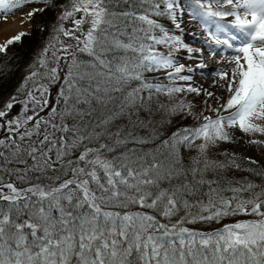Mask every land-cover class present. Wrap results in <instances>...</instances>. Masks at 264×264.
Returning a JSON list of instances; mask_svg holds the SVG:
<instances>
[{
  "label": "snow or ice",
  "instance_id": "6c2138e0",
  "mask_svg": "<svg viewBox=\"0 0 264 264\" xmlns=\"http://www.w3.org/2000/svg\"><path fill=\"white\" fill-rule=\"evenodd\" d=\"M28 5H42L26 13L29 21L61 11L22 85L0 95V170L10 178L0 176V264H264V185L205 179L226 166L264 177L221 147L239 140L264 147V0H0V19ZM185 15L225 65L210 73L218 77L213 86L224 89L223 102L204 115L179 100L166 109L169 117L204 122L174 131L162 141L166 153L137 152L128 145L149 141L135 134L145 122L133 115L153 93L201 95L190 83L175 85L192 77L181 75L186 66L174 54H203L184 42ZM25 35L0 45V53ZM159 71L173 86L145 78ZM125 117L131 127L119 126ZM118 147L125 149L119 156L106 155ZM181 149L196 152L187 167ZM212 149L227 165L208 159ZM205 186V198L195 199ZM236 216L256 219L214 231L197 227Z\"/></svg>",
  "mask_w": 264,
  "mask_h": 264
},
{
  "label": "trees",
  "instance_id": "16d2710c",
  "mask_svg": "<svg viewBox=\"0 0 264 264\" xmlns=\"http://www.w3.org/2000/svg\"><path fill=\"white\" fill-rule=\"evenodd\" d=\"M61 3H64L65 0H60ZM58 9V8H57ZM45 12L43 14H37L38 23L34 26L30 32H26L22 40L18 43L10 45L5 53H0V95H7L15 92L17 88H19L25 77L29 74L30 68L34 65L35 61L39 58V53L42 48L45 47L48 41L52 37V23L54 17L59 15V12ZM162 22L167 23V21ZM45 24V30L43 32L40 31V26ZM67 27H71L70 22L66 25ZM74 43V42H73ZM158 51L166 53L168 49H165L161 46H157ZM81 59L87 60L88 57L81 56ZM39 71V69H36ZM64 71H67L65 68ZM160 72H150L145 73V78L153 83H159L162 86H173L172 82L167 78V74ZM135 83V82H133ZM176 86H182L181 81H175ZM118 95V94H117ZM193 93L183 92L179 94H175L174 97L170 98L166 94L163 93H153L151 103L148 104L145 108L140 109L137 114L133 115V121H144L145 127L143 128H135V134L139 137H144L148 139V143L137 145V144H129L128 147L135 148L137 152H156L157 149L160 150V153L163 154L167 152L166 146L162 145V141L167 139L174 131L182 127H194L197 124L203 123V119H194L189 116L184 119H180L178 117H169L166 111L167 108L173 106L179 100H183L185 103L191 102L193 104V112H203L201 109V103L197 102V97L193 96ZM204 114V113H203ZM169 119H171V123H169ZM118 124L122 128L131 127L129 125L127 117L123 118L121 121H118ZM158 130L160 135L155 137L152 135L154 131ZM2 135V134H0ZM103 142V141H102ZM111 143V141H108ZM199 143V141H197ZM125 149L123 147H118L114 153H106L107 156H119L122 151ZM196 155L195 150L181 149V156L184 161L185 166H189L191 164V158ZM208 159L210 161H215L219 163H224L227 165L228 161L225 155L222 152H219L217 149H212L208 153ZM238 163H241L244 167H252L254 169L264 171V168H261L258 165H249L247 160L236 158ZM23 167L22 165H8V168L12 167ZM0 176L4 177L5 181H8L10 178L6 174V171L0 170ZM14 179V177H13ZM205 179H217L219 180L221 185H227L231 182L234 186L236 181L246 180L251 181L256 185H264V177L257 176L252 172L237 170L235 168L225 167L222 171H209L205 173ZM254 191L259 192L260 188L254 189ZM207 192V187H203L200 191V194L195 199H204V193ZM224 196H231L232 193L224 192L222 193ZM245 196L248 193H244ZM132 211H150L147 209H139L132 208ZM198 209L193 208L192 211H197ZM153 215H157L158 219H161L162 222L168 223V221H164L162 217H160L156 213H151ZM184 210L182 209L178 216L172 218L171 223H175L176 220L179 219L180 216H183ZM256 219L254 216H236V217H226L221 220L219 223H205L200 224L197 227L203 231H214L218 228L223 227L224 224L233 223L237 220H251ZM186 227H192V225H185Z\"/></svg>",
  "mask_w": 264,
  "mask_h": 264
},
{
  "label": "rangeland",
  "instance_id": "374dc122",
  "mask_svg": "<svg viewBox=\"0 0 264 264\" xmlns=\"http://www.w3.org/2000/svg\"><path fill=\"white\" fill-rule=\"evenodd\" d=\"M33 7H42V5L25 6L23 9L15 11L14 14H9L6 21L3 19H0V21H2L1 23L5 24V23H8L9 21H11V19H13L15 16H18V18L20 20V24H21V26H23V29L20 32H25V33L30 32V30L34 26H36V24L38 23V16L33 18L31 21H29L27 16H26V13L28 11H30L31 8H33ZM60 11H61V9L58 8L57 12L60 13ZM0 15H2V14H0ZM229 19H231V18H229ZM166 24H168V26L171 27L170 22H167ZM185 33L190 34V32L185 30L184 33L182 34L184 42L186 44H188L190 47L199 48L198 44H196L193 41L194 39L191 38L192 35L191 34H190V36L185 35ZM176 34H180V33L177 32ZM203 35L204 34L202 33V31L200 29L199 32L197 33V35H195V38L196 37H203ZM1 37L2 36L0 33V38ZM12 37H14V36H9V37L3 38V41L0 40V45H4L7 42V40H9ZM161 47L167 49L164 46H161ZM209 55L210 54L207 50V52L204 54H201L200 59H198L197 54L194 52V53H192L193 59H188V54L183 49H181L180 51H178L174 54L176 62L178 64H184L186 66V70L183 73H181V75H190L192 77V80L190 82L181 81V85L183 87H186L190 83L191 86L200 88L202 90L201 95L197 96L195 93H193L194 94L193 96L194 97L196 96L198 99L197 102L201 103V109H202L204 115H214L213 112L210 110V108L218 107V105L223 102V98L225 96L224 89L221 88L219 86V84H216V86H213L214 83L217 81L218 77H216L214 74H210V73H212L213 69H219L225 65H222V64L218 65L217 62L209 60V58H208ZM217 57L220 58V56H217ZM215 60H217V59H215ZM201 62H205L207 65L205 68H203L204 70L197 68V65ZM187 69H195V71L190 72V71H187ZM168 71H171V69H169ZM159 72H160L159 73L160 75H162L163 73L167 74V72H165V71H159ZM220 84H223V81H220ZM204 90H207L208 92L214 93V96L211 98L207 97L206 95H204ZM216 97H220L221 99L217 100ZM206 100L208 101L207 104H205ZM237 136H242V134L237 133ZM221 147L228 149L229 155H231L232 152L237 153V158H241V159L246 160V158L251 157L252 159L259 161L258 166H260L261 168H264V147L246 145L243 140H239L235 144L222 145ZM217 150L219 152H221L219 149H217Z\"/></svg>",
  "mask_w": 264,
  "mask_h": 264
},
{
  "label": "bare ground",
  "instance_id": "6f19581e",
  "mask_svg": "<svg viewBox=\"0 0 264 264\" xmlns=\"http://www.w3.org/2000/svg\"><path fill=\"white\" fill-rule=\"evenodd\" d=\"M1 22L2 21H0V33H1L2 37L0 38V40H2V41H3V38L9 37V36H15L17 33H19L23 29V26H21L18 16H15L8 23H5L6 25L1 23ZM181 27H183L186 31H188L190 33H195L196 35L200 30L199 25L195 21L190 20L187 17V15L184 16V22L182 23ZM185 35L190 36V34H188V33H185ZM191 38L194 39L193 41L196 44H198L199 48H201L203 50V54L207 52V49L204 47L202 37H196L195 38V36L192 35ZM196 54L198 56V59H200L201 53H196ZM208 58L211 61L217 62L218 65L221 64L219 62L221 57L220 58L219 57H212L209 55ZM215 59H217V60H215ZM201 70H204V69H201Z\"/></svg>",
  "mask_w": 264,
  "mask_h": 264
}]
</instances>
